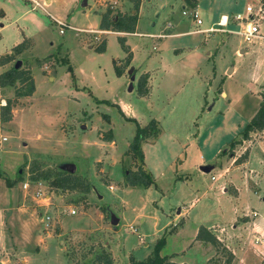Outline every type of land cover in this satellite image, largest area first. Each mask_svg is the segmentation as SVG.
Returning <instances> with one entry per match:
<instances>
[{"label":"rangeland","instance_id":"obj_1","mask_svg":"<svg viewBox=\"0 0 264 264\" xmlns=\"http://www.w3.org/2000/svg\"><path fill=\"white\" fill-rule=\"evenodd\" d=\"M34 1L45 10L31 0H0V56L26 38L0 72L19 60L34 84L11 105L9 120L0 118V264H92L100 252L111 264H127L129 256L144 259L161 236L159 254L171 263L224 264L225 237L236 247L245 208L264 217V128L240 133L264 102V63L232 23L224 27L232 33L194 30L217 28L221 14L230 18L251 1L198 0L197 26L191 3L141 0L135 33L116 35L133 46L130 57L114 35L105 47L95 29L98 9L129 14V0ZM12 97V86L0 87V105ZM128 118L139 126L153 119L158 128L140 141L142 161L128 151L135 128ZM69 164L86 193L39 179L35 185L49 196L44 206L33 199L34 186L21 188L31 167L56 173ZM140 167L149 185H127L124 173ZM211 224L224 229H208L216 248L195 238L200 225Z\"/></svg>","mask_w":264,"mask_h":264},{"label":"trees","instance_id":"obj_2","mask_svg":"<svg viewBox=\"0 0 264 264\" xmlns=\"http://www.w3.org/2000/svg\"><path fill=\"white\" fill-rule=\"evenodd\" d=\"M132 4V13L129 14H120L114 13L111 14L112 11L109 8H106L101 14L99 19L98 27L99 29H106L115 32H125L132 33L134 32V27L137 19V12L140 0H129ZM188 4L191 3L190 0H184ZM191 5H193L191 3ZM26 38H24L21 42L15 44L11 48L10 53H5L0 56V65L10 61L13 57V54L20 53L26 46L25 44ZM117 42L121 50L127 53L128 57H130V52L124 44V37L118 36ZM97 52L104 51V44H100L96 47ZM118 72L117 67L115 68ZM66 71L72 74L71 67L66 66ZM15 82L18 83L17 86H14ZM12 86L13 87V97L6 98L5 103L0 105V118L3 121L9 120L10 117V107L11 105L21 97L29 96L34 90V84L32 78L21 68H14L13 65L9 68L0 72V87ZM143 92L141 88H138V92ZM219 92H221L219 90ZM105 102V101H104ZM106 103V102H105ZM130 121L134 122V134L129 143L128 151L132 153V156L136 157L138 160L142 161V153L140 149V141L144 138L155 135L158 133V128L156 127V122L153 119H150L145 126H139L138 123L133 118H128ZM264 128V102H261L255 111V113L251 116V118L245 123L244 127L240 131L241 138H246L249 131L252 130H260ZM110 132L105 137L106 140L110 139ZM235 140L232 139L229 143V147H233L235 144ZM31 172L34 173L30 175V181H36L39 179L48 180L50 177V185L57 189H69V190H78L81 193H86L88 191V186L82 179L78 176L70 174L66 171H57L56 173H52L50 170H38V167H31ZM125 183L130 186L142 185L144 187L148 186L151 182V178L141 167L138 168L137 171H132L128 173H124ZM9 184V183H7ZM196 240L202 243H208L213 247H217L219 245V241L212 234L208 228L204 226H199L196 229ZM164 244V236H161L154 243L153 248L150 253L141 260L134 259L132 256L128 257L127 264H178L171 263L167 260L165 255H160L159 250L161 246ZM223 249V248H222ZM224 250V249H223ZM232 258V254L227 251L226 259L224 264H229ZM20 264V263H18ZM92 264H111L109 256L106 252H100L96 255V260ZM184 264V263H182Z\"/></svg>","mask_w":264,"mask_h":264},{"label":"crops","instance_id":"obj_3","mask_svg":"<svg viewBox=\"0 0 264 264\" xmlns=\"http://www.w3.org/2000/svg\"><path fill=\"white\" fill-rule=\"evenodd\" d=\"M109 1L113 2V3L116 2L115 0H109ZM249 1L254 2L256 0H249ZM44 2H45V6H46V3H48L49 0H44ZM190 2L193 4V5H190V6L194 8L196 6L198 0H190ZM110 5H109V7H110ZM139 5H140V3H139ZM33 7H35V6L32 5V8ZM36 7H38V6H36ZM43 7L44 6L39 7V8L42 9V10H45V9H43ZM138 9H139V7H138ZM97 12H98L99 19H100V14L103 12V10H99L98 9ZM137 16H138V12H137ZM220 16H225V15L221 14ZM218 20H219V18H218ZM136 22H137V19H136ZM98 24H99V22H98ZM135 28H136V23H135L134 31H135ZM95 29H96V31L98 33L105 34V47H106V39H107L106 37L109 34L114 35L115 37H117L116 35H120L119 33H122L123 35L132 34V33H124V32H115V31L106 30V29H99L98 25H97V27ZM263 30H264V24L261 25V31H263ZM133 33H135V32H133ZM125 44L126 45H130V44H128L127 38H126ZM249 45H251L250 48L251 47L256 48V50L252 48V51H256L258 53V55L261 57L260 59L263 60V63H264V38L256 37V38H254L252 43H249ZM128 50L129 51H133V46H129ZM231 70H232V68H231ZM222 94H225V92L222 91L221 95ZM250 155H251V153H250ZM247 162L248 161H246V163ZM198 164H200V163H198ZM228 169L230 170V168H228ZM221 172H223V170ZM246 181L247 180H245V189H246V191H248L250 189V187H253V185H251L249 187L247 185ZM211 182H212V184H215V179L212 180ZM255 185H257V184H255ZM216 186L218 187V189L220 188L222 191H226V188H225L223 182H220ZM257 187H259V185H257ZM233 189L237 192V190L235 188H233ZM252 190H253V193H255L258 189H252ZM262 199L264 200V197ZM251 211H254L255 214L251 215L250 214ZM239 218H240L241 223H240V225H238V227L239 228L241 227V228L238 230V234L235 237V239H237L236 240V247L233 246L230 243V239H232V238H229V235H226V237H225V245L224 246L230 251V253L234 256V258H237V260L234 261V259H233L229 264H247L249 262V260H250L249 259L247 261V258H246L247 254L253 260H255V259L258 260L259 259L261 262H264V217L263 216H258L257 212L254 209H252L250 207H246L244 214L241 217H239ZM235 223L232 224L233 228H237ZM204 227H206L208 229L212 228L213 230H217L219 233H221L222 231L224 232V229L222 227H218V226L213 225V224L207 225V226H204ZM243 231L245 232L244 235L242 234ZM206 244H208V243H206ZM200 245H202V244H200ZM206 259H204V260L206 261ZM1 262L3 263V261H1ZM21 262H24V261L21 260ZM184 264H186V263H184Z\"/></svg>","mask_w":264,"mask_h":264},{"label":"built area","instance_id":"obj_4","mask_svg":"<svg viewBox=\"0 0 264 264\" xmlns=\"http://www.w3.org/2000/svg\"><path fill=\"white\" fill-rule=\"evenodd\" d=\"M31 1L34 2L35 6L42 7V5H40L38 2L34 0ZM181 13L183 15H186L185 11H181ZM188 14L192 17L195 25L198 26L199 24H201L200 19L197 17V11L195 10V8H192L188 12ZM55 23H57L60 27H63L65 25L64 23H61L59 21H56ZM228 23H232L238 27V35L240 36L241 41L246 44L252 43L254 38L256 37L264 38V30L261 31V25L264 24V0H256L254 2L246 4L242 12L235 13L230 18L226 16H219V20L216 22L217 28L209 26L204 30L195 29L194 31H203L206 33L212 31L232 33V31L224 28L228 25ZM167 27H169V24L167 25ZM59 31L61 32V29H59ZM88 31L91 32L92 29H89ZM211 178L213 177L211 176ZM30 184L35 188L32 193L34 198H32L36 201L39 198L41 201L40 205L48 206L47 201L49 200V196L43 194V192L35 185L37 184L36 181H30L27 179V181H24L22 183L21 188L23 190H27ZM70 213H73V211H70ZM254 214L255 212H251V215ZM39 220L45 229L49 227L48 223L51 221V219L49 215L45 214V211L43 213H39Z\"/></svg>","mask_w":264,"mask_h":264},{"label":"water","instance_id":"obj_5","mask_svg":"<svg viewBox=\"0 0 264 264\" xmlns=\"http://www.w3.org/2000/svg\"><path fill=\"white\" fill-rule=\"evenodd\" d=\"M85 4H86V0H82L80 2V5L81 6H85ZM19 64H20V61L19 60H16L15 63L13 64V67L14 68H18L19 67ZM131 71H132V68H129L128 71H127V74H130L129 75V80L130 81L133 80V74H131ZM130 89H131V83L128 84V90H130ZM64 167H65L64 170H67L70 173L74 171V166L72 164H69V165H66V166L64 165ZM211 168H212L211 165H201V166H199V169L201 171H203V172H208ZM110 221H111V224H116L117 219L114 218V217H112L110 219Z\"/></svg>","mask_w":264,"mask_h":264},{"label":"bare ground","instance_id":"obj_6","mask_svg":"<svg viewBox=\"0 0 264 264\" xmlns=\"http://www.w3.org/2000/svg\"><path fill=\"white\" fill-rule=\"evenodd\" d=\"M222 21H223V18H222Z\"/></svg>","mask_w":264,"mask_h":264}]
</instances>
